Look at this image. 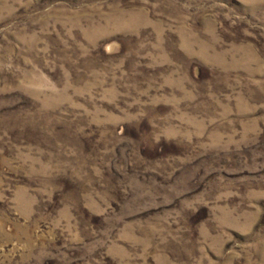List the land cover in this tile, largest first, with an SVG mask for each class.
<instances>
[{
    "label": "rangeland",
    "instance_id": "obj_1",
    "mask_svg": "<svg viewBox=\"0 0 264 264\" xmlns=\"http://www.w3.org/2000/svg\"><path fill=\"white\" fill-rule=\"evenodd\" d=\"M0 264H264V0H0Z\"/></svg>",
    "mask_w": 264,
    "mask_h": 264
}]
</instances>
